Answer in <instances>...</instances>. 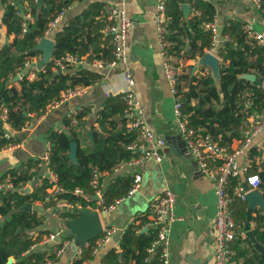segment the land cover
<instances>
[{
	"label": "crops",
	"instance_id": "1",
	"mask_svg": "<svg viewBox=\"0 0 264 264\" xmlns=\"http://www.w3.org/2000/svg\"><path fill=\"white\" fill-rule=\"evenodd\" d=\"M204 1L208 2L216 11L213 22H216L219 26L220 36L224 37L222 35L223 27L228 25L231 20L252 24L256 31L264 33V11L261 8L259 0ZM19 2L25 8L24 14H22L20 9L19 13L25 18L26 21L24 22L28 25L30 21H33V17L28 12L29 6L27 0H14V3L18 7ZM158 2L159 0H77L73 2L57 23L53 25V22H51L50 30L46 33L45 37L49 36V32L53 28H57V32L62 31L74 18L82 16L92 3H99L101 6V15L97 18L100 21L98 32L102 35L96 36L95 31L93 33L87 32L92 38L93 36L96 37L95 40L88 39L84 41L89 46V51L83 54L75 53L79 57L77 63L70 64L66 69H56L54 67V70L58 73H60L59 70L69 72L74 74L76 78L81 77V73L78 70H89L100 75L99 81L91 85L78 84L76 86H69L85 89V92L82 95L74 96L64 103L54 105L60 98L56 99L47 106L46 112L41 116H35V114L31 113V119L20 130L12 129L6 123V120L4 122L1 121L3 123L1 128H4L6 131V136L7 134L11 137L13 136L18 139V142L12 143L0 150V177L9 169L18 167L23 161L31 157L41 158V170L32 181L21 189L22 193L32 192L35 186L41 185L44 178L50 179L53 173L48 165L50 142L47 135L49 130H68L64 124V119L74 116L77 112L88 110L87 115L84 117L85 124L80 128V131L87 137L84 139V143L89 141L91 144H94L93 128L96 127V130L101 128L97 121V112L104 108L110 96L122 95L123 100V94L128 88L124 73L126 70H129L133 74L135 78V92L144 107L147 124L158 137H163L166 140V145L162 148L164 158L161 161H157L155 158H148L136 162L133 160L137 156V153L135 154L131 149L134 156L128 161H122L114 170L100 172V170L95 169L100 173L101 177V180L99 177V189L94 190L91 185L92 191H84L88 201L84 199L87 201V205L97 209V211L99 208L98 212L102 214L103 229L114 228L115 232L106 245L102 246L96 253L94 250L92 251V257L87 259L85 264H105L103 257L110 249H116L122 255V234L138 216L143 215L147 217L143 231L154 227L152 225V217L149 215V205L154 198L163 194L166 188H170L176 194L174 209L176 219L169 226L171 264H214L215 241L213 222L218 208L215 182L211 177L201 172L198 162L188 151L181 133L180 120L176 114L175 105L177 100L182 101L183 92L188 89L187 80L183 76H188L189 78L196 76L200 78L211 73L217 84L220 85L222 58L216 51L214 53L208 52L206 47L204 56L191 58V50L194 45L192 44V37L187 33L184 37L180 35V41L166 40L165 48L168 45H181V50L177 55L175 53L171 54L179 77L180 91L175 96L165 77L164 59L161 54V40L156 22ZM185 5L189 6L187 11L184 9ZM40 6L38 1V7ZM113 6L123 7L128 17L134 22L129 31L127 49L129 59L126 63H119L114 67L105 66L100 68L95 65L97 62L112 60L114 56L113 40L109 33L111 21L107 17V12ZM180 6L182 10L179 21L180 26L184 27L185 21L196 16H201V10L196 8L195 0H182ZM6 8V3L0 0V49L11 43L15 37L13 33H9L7 25L3 22ZM168 19L167 14L164 29ZM102 23L105 24L103 27L101 26ZM190 31L192 32V30ZM170 32L178 33L179 30L173 28ZM55 35L53 39L56 44ZM222 41H224V38L217 45ZM110 49H112L111 54L109 52ZM209 53L212 55V59H208ZM43 56L44 52L39 57H34L31 62L28 61L22 71L9 79V85L19 87L20 81L24 77L28 80L34 79L37 75V70L41 68L33 66V63L39 61ZM106 56L111 57L107 58ZM261 77H263L264 82V75ZM262 84L258 85L262 86ZM122 104H124V101H122ZM5 112H7V109L3 108L0 120H2ZM261 112L254 113L248 118V122L242 127V137L244 130L252 124ZM121 119L122 117L117 118L118 129L123 126ZM74 120H72V125L77 123V120L76 122ZM138 136L139 140L130 145L137 143L139 145L138 151L141 152L144 144L139 132ZM242 137L234 139L230 147L237 148L241 143ZM215 139L220 140L219 138ZM252 149L258 152L254 158L256 163L260 164L263 162L264 129L254 138L251 146ZM251 150L247 154L239 156L241 167L250 165L251 163L248 171L242 174L243 177H246L252 168L254 159L251 156ZM139 174L142 176L139 186L130 197H126L134 184L135 177ZM128 182H130L129 189L123 193V187L128 186ZM8 183H10L9 180L5 179L0 183V188H10L11 186H8ZM257 190L263 194L260 187ZM49 191L50 188L48 189ZM58 200L64 201V199ZM29 203L32 204V208L29 210L36 211L38 215L44 217L42 228L49 229L50 234L56 233L57 235L56 239L47 244L40 243L42 238L36 240L32 248L50 250L52 249L50 247L53 245L63 244V242L68 243L57 260L48 259L44 264H69L76 257L80 256L82 246L88 244L89 241L86 243L79 242L77 233L71 228L69 223L75 217H65L63 213L68 211L77 212L82 203L73 204L69 202L75 206L74 208L69 205L49 208L46 199L44 201L36 200ZM103 205H106L108 208L105 210ZM249 207L247 199L236 198L232 204L234 216L242 218L241 216L244 212L246 214V218H242L241 220H237L235 216L238 223L247 231L246 226L249 222V229L254 233L256 227V221L254 220V217L257 215L256 209L264 212V208L256 205L249 220ZM8 218L0 215V223H4ZM105 219H108V221ZM32 234L37 235V233ZM50 234L44 235L43 238ZM239 238L234 243V257L236 250H243L247 251V254H252L254 252L252 246L245 241H240ZM96 240L97 238L95 239L94 246ZM252 244L255 247L253 242ZM155 259L157 258L155 257ZM235 259L237 260V264H248L245 263L246 257L238 259L235 257ZM11 260L14 261L15 259L12 257Z\"/></svg>",
	"mask_w": 264,
	"mask_h": 264
},
{
	"label": "trees",
	"instance_id": "2",
	"mask_svg": "<svg viewBox=\"0 0 264 264\" xmlns=\"http://www.w3.org/2000/svg\"><path fill=\"white\" fill-rule=\"evenodd\" d=\"M3 1L7 5L3 22L7 25L9 33H13L15 37L11 43L0 49V115L3 108H6L8 112L6 123L12 129L20 130L31 119V113L35 116L44 114L47 106L59 99L62 91L67 87L78 84L91 85L99 81L100 75L93 71L78 70L81 77L76 78L69 72L58 73L54 67L55 60L66 53L83 54L89 51V46L84 41L95 40L96 37L92 38L87 32L95 31L96 36L102 35L98 32L100 21L97 18L101 15V6L99 3L90 4L82 16L74 18L62 31L57 32L52 60L37 70L34 79L28 80L24 77L18 87L10 86L9 79L22 71L28 61L31 62L34 57H39L43 53L42 50L35 48L40 39L50 30L51 22L58 13L77 0H43L40 7H38L39 0H27L28 12L33 17L27 31H23V22L26 20L20 15L18 5L14 3V0ZM181 2L182 0L167 2L169 19L164 29V40L165 42L168 39L180 41V35L184 37L187 33L192 37L194 45L191 58L204 56L213 43L212 31L207 28L206 23L214 21L216 11L208 2L195 0V6L201 10V16L185 21L183 27L179 23L182 15ZM261 8L264 11V0H261ZM104 25V23L101 24L102 27ZM246 25L247 23L243 21L231 20L223 27L222 35L228 36V40L216 46V52L222 58L220 85L211 73L200 78L183 76L187 80L188 89L182 95V112L188 124L204 133H211L215 138H219L222 144L228 146L234 139L242 137V127L248 122V118L264 108L262 86L241 76L245 73L264 75V47L248 34ZM173 28H177L179 32H170ZM166 50L170 55L172 53L177 55L181 45H168ZM109 52L111 54L112 49ZM122 101V95L110 96L104 108L97 112V121L101 128L98 130L96 127L93 128L94 144L89 141L84 143L87 137L80 131L85 124L84 117L88 110L66 117L64 124L68 130H49L48 165L57 176L58 184L63 188L57 195L58 199H64L73 204L81 202L83 206H86L87 201L82 195L75 193V189L92 191L91 183L95 169L100 172L112 171L122 161H128L134 156L128 146L139 140L138 131L129 130ZM121 117L123 126L118 129L117 118ZM73 119L77 120L75 125H72ZM72 140L77 142V162L69 157ZM16 142L18 139L13 136L7 137L4 128L0 129V150ZM257 153L255 149L251 150L253 159ZM41 164V158L31 157L0 177V183L8 179L12 185L7 189L0 188V215L9 217L4 223H0V264H44L48 259L53 261L58 259L56 249L62 244L53 245L50 250L32 248L36 240L50 234V230L42 228L44 224L42 215L23 208L29 202L44 201L48 189L52 186L50 179L44 178L42 184L35 186L32 192H21V189L37 176L41 170ZM253 173L259 174L260 189L264 195V161L257 164L255 159L253 160L252 168L247 174ZM236 181L237 178L231 179V190ZM129 183L128 186L123 187V193L128 191ZM54 203L55 201L51 200L48 205L53 206ZM256 212L254 233L257 241L264 246V212L260 209H256ZM63 216L78 217L79 213L68 211L63 213ZM241 217L246 218L245 212ZM236 218L242 219L238 216ZM146 222L147 217L143 215L135 218L122 234V255L120 256L116 249H110L104 255L103 262L105 264H145V259L150 256L151 264H159V250L151 254L148 252L156 239L157 229L152 227L143 231ZM95 239L92 238L89 244L83 245L81 255L69 264H85L86 260L92 257ZM239 240L250 244L254 252L247 254V251L236 250L237 259L246 257L245 263L264 264V253L254 247L251 239L241 237ZM12 257L14 261L11 260Z\"/></svg>",
	"mask_w": 264,
	"mask_h": 264
},
{
	"label": "built area",
	"instance_id": "3",
	"mask_svg": "<svg viewBox=\"0 0 264 264\" xmlns=\"http://www.w3.org/2000/svg\"><path fill=\"white\" fill-rule=\"evenodd\" d=\"M167 2L168 0H159L156 22L161 40V54L164 59L165 77L171 86L173 94L177 96L179 94V77L175 62L165 48L164 40ZM259 2L261 3V0H259ZM66 10L67 8H64L58 13L53 21V25L60 20ZM107 13V17L111 21L109 33L113 40L114 56L112 60L97 62L95 65L100 68L105 66L114 67L119 63H126L128 61L129 55L127 49L129 31L134 24L123 7L113 6ZM207 27L211 29L213 34V43L208 49V52L214 53L217 43L223 38L224 40H228V36H220V29L216 22L208 23ZM246 29L248 34L256 39L259 45L264 47V33L256 31L252 24H247ZM27 30L28 25L26 22H23V31ZM78 61L79 57L77 55L67 53L55 60V68L66 69L70 64L77 63ZM124 75L128 88L123 94V113L128 120L129 130H137L144 144L141 152L138 151L139 145L137 143L129 146L135 154L137 153L133 161L140 162L148 158H155L157 161H161L164 158L162 148L166 145V140L163 137H158L147 124L144 107L135 92V78L133 74L129 70H126ZM262 87L264 88V84H262ZM84 92L85 89L79 87H68L54 105L64 103L74 96L82 95ZM182 107V101L177 100L175 111L180 120L181 133L187 149L198 162L201 172L211 177L215 182L218 208L213 222V235L215 241L213 253L214 264H237V260L234 257V243L240 236L242 238L247 237V231L235 219L232 204L235 198L246 200L247 194L252 190H257L261 184V178L257 173L243 177L242 174L248 171L251 163L250 165L241 167L239 156L247 154L251 150L254 138L264 129V108L252 124L244 130V135L239 146L237 148H232L222 144L220 140L215 139L211 134L203 133L201 130L191 127L184 117ZM7 118L8 113L5 112L0 122H4ZM74 122H76V120H74ZM7 136L9 135L7 134ZM99 177L100 173L95 170L91 183L94 190L99 189ZM232 178H237V181L231 190L230 183ZM141 179L142 176L140 174L135 177L134 184L128 191L126 197H130L134 193ZM50 182H52V186L46 196V202L48 204V202L54 200L55 205H49V208L66 205L74 208L75 206L73 204L65 200H58L57 195L63 188L58 184V178L54 173L51 174ZM246 184H248V189L246 188ZM8 186H12L11 183H8ZM75 193L82 195L86 199L83 189L76 188ZM86 200L88 201V199ZM100 204L102 205V203ZM175 204V192L170 188H166L163 194L154 198L149 205V215L152 217V225L157 229V232L156 239L148 249V252L151 254L159 250L160 264H171V237L169 235V226L176 219L174 211ZM80 207H83V205L81 204ZM84 207L97 210L90 205ZM103 208L106 210L108 207L103 205ZM114 232V228L103 229V232L97 237L93 249L95 253L110 241ZM56 237V233H51L42 238L40 243L47 244L56 239ZM67 244V242H63L62 246L56 250L57 256L63 253ZM151 262L152 257L149 256L145 259V264H151Z\"/></svg>",
	"mask_w": 264,
	"mask_h": 264
},
{
	"label": "water",
	"instance_id": "4",
	"mask_svg": "<svg viewBox=\"0 0 264 264\" xmlns=\"http://www.w3.org/2000/svg\"><path fill=\"white\" fill-rule=\"evenodd\" d=\"M20 1V0H18ZM43 0H39V4L41 5ZM19 9L22 14L25 13V8L22 3L19 2ZM184 9L187 11L189 9L188 5L184 6ZM57 32V28H53L49 32L48 37L42 38V40L35 47L36 49H40L44 52V56L33 63V66L38 68H42L46 63L52 60L54 51H55V41L53 39L54 35ZM212 55L208 54V59H212ZM61 73L62 70H59ZM244 78L249 79L252 82H257L258 84L263 83V77L257 76L256 74L245 73L241 75ZM3 126V123L0 122V128ZM69 157L77 162V142L75 140L71 141L70 144V153ZM246 188L248 189V184H246ZM99 198V196H97ZM247 200L249 202V210H248V219L250 220L251 214L253 212V208L256 205H259L264 208V195L258 190H252L247 194ZM23 208L31 209L32 204L29 203L25 205ZM77 213H79L78 217L73 218L69 223L71 228L77 233V238L79 242L86 243L90 241L92 238H97L103 232V224L101 221V216L97 210H93L87 207H79L77 209ZM247 236L251 239V241L255 244V247L264 253V246L257 241V238L252 230L249 229V222L246 226ZM121 255V252H119Z\"/></svg>",
	"mask_w": 264,
	"mask_h": 264
},
{
	"label": "rangeland",
	"instance_id": "5",
	"mask_svg": "<svg viewBox=\"0 0 264 264\" xmlns=\"http://www.w3.org/2000/svg\"><path fill=\"white\" fill-rule=\"evenodd\" d=\"M105 220H107V221H108V219H105Z\"/></svg>",
	"mask_w": 264,
	"mask_h": 264
}]
</instances>
